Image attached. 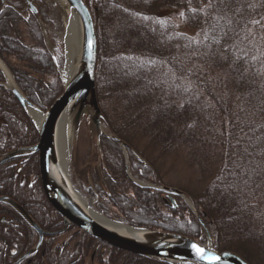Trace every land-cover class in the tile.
Instances as JSON below:
<instances>
[{"label": "rangeland", "instance_id": "obj_1", "mask_svg": "<svg viewBox=\"0 0 264 264\" xmlns=\"http://www.w3.org/2000/svg\"><path fill=\"white\" fill-rule=\"evenodd\" d=\"M41 1L49 24L43 26V30L37 29L58 75L62 92L66 67L65 17L55 1ZM117 2L119 8L131 10L132 0ZM260 2L262 0H144L134 13L137 21L131 19L130 23V18L123 16L120 22H115L106 15H99L95 24L98 30L97 50L104 57L98 63L94 82L99 109L105 121L102 119L101 122L103 133L107 134L113 128L129 143L132 152H141L142 159L153 168L157 184L190 195L201 192L208 185L203 180L207 171L219 161L220 148L214 139L226 126L224 119L227 114L245 112L239 123L233 124L238 129L262 126L264 121L260 123L259 116H256L260 113L259 108L246 105L249 102L243 99L238 84L246 66L245 60L264 58V15L259 27H249L243 32L245 34L238 31L235 23L241 8L254 11ZM10 24L9 30L18 29L22 41H30L23 23ZM112 61L118 62L116 65L119 67L113 69ZM107 63L109 66L106 68ZM257 69L264 71L262 67ZM114 70L121 71L123 80H126L118 93L111 91L117 79ZM3 84L0 83L1 88ZM261 111H264V105ZM172 115L176 119L173 124L170 120ZM181 118L188 119V124H184ZM87 124L83 119L76 138L70 144L66 166L71 186L85 200V206L112 221L130 225L132 218L120 216L121 211L129 208L124 204V198L113 203L104 194L100 198L83 191V186L88 187L92 183L90 177L85 178L87 171L91 172L101 159L104 164L106 157L101 143L100 153L93 146L87 134ZM147 129L152 133L165 131L159 133L164 141L154 146L151 134L144 133ZM182 130H186L189 136L195 132L196 139L200 138L201 142L187 141L186 135L181 137ZM101 139L109 140L104 136ZM127 155L130 158L131 155ZM256 165L258 170H264V161ZM124 166L123 163V171ZM132 169L129 165L131 177L142 182L143 179ZM33 179L29 177L27 180L29 186ZM255 189L261 188L256 186ZM251 192L248 191L244 199L256 203L248 207L254 218L252 222L256 223L258 217L264 225V195L259 193L257 198ZM128 193L130 195L126 197L134 196L132 190ZM191 204L194 207L193 201ZM32 240L33 246L35 240ZM67 251L73 253V245L69 244Z\"/></svg>", "mask_w": 264, "mask_h": 264}, {"label": "trees", "instance_id": "obj_2", "mask_svg": "<svg viewBox=\"0 0 264 264\" xmlns=\"http://www.w3.org/2000/svg\"><path fill=\"white\" fill-rule=\"evenodd\" d=\"M121 1L127 2V0ZM143 1L132 0L131 10L126 7L124 9L119 8V5H116L119 4L117 0H85V3L91 11L92 20L97 25L100 14L106 15L107 18L111 19L110 21L115 22H120L123 16L124 18L126 16V18H130L131 23V19H136L134 13L139 10L140 3H143ZM125 8L128 9L126 12ZM245 8H241L235 18L238 31L242 34H245L243 32L249 27H259L264 15V0L259 3V7L255 8L254 11L248 12ZM17 21L24 22L15 15L9 17L6 10L0 14V57L15 75L17 85L29 102L39 109L45 110L61 92V83L37 27L34 24L27 25L30 36L28 37L31 39L30 41L26 39L22 41L18 29L9 30L10 23H17ZM23 25L26 26V23H23ZM102 57L104 55L99 50L95 71L98 70V63L102 60ZM263 60L262 57L254 61L245 60L244 64L246 66L243 68L238 84L244 95H242L243 99L249 102L246 105L252 107L254 105L259 108L260 113L256 116H259L260 123L264 121V111H261L264 105V81H262L264 71L256 70V68L262 67L264 70ZM116 64L118 62L112 61L111 67L113 69L119 67ZM105 66L107 68L108 63ZM114 71L113 74L117 79L111 91L118 93L122 90L123 83L126 80L125 78L123 80L121 71ZM1 82H3L2 76H0ZM243 114L245 112L241 111L227 114L224 119L226 126L217 134V139H214L215 144L220 148L219 161L216 165L213 164L212 170H208L203 179L208 183L207 187L199 193L186 195L193 201L194 207L209 233L215 251H230L248 264H264V225L258 217H256V223L253 224L252 220L254 218H252L248 207L254 206L256 203L248 198L244 199L248 191H252L251 194L257 195V198H259V193L264 195V191H261L264 188V170H258L259 166L256 165V163L261 164L264 161V122L262 126L255 127V129L250 127L238 129L234 127L233 124L239 123ZM174 115L170 116V120L172 119L171 124L176 121ZM0 120V156L5 152L17 149V147H28L37 143L38 136L31 121L24 114L16 98L1 87ZM182 121L184 124H188V119L185 118ZM103 122H105L104 119ZM109 130L129 146V143L115 129ZM150 131L151 129H147L144 133L151 134V143L154 146L164 141V137L161 138L159 133L165 131L161 130L159 133ZM182 132L181 137L186 135L187 141L198 140L201 142L200 138L196 139L195 132H193L194 136L193 134L191 136L187 135L186 130H182ZM167 142L170 143V140H167ZM100 143L106 156L104 157V164H106L114 181L110 182V186H113L112 192L121 193L124 204L129 207L127 210L121 211V217L132 218L135 221L132 220L134 223L131 221L132 224L130 225L136 227L180 235L204 243L205 238L201 228L182 201H180L176 211L159 207L160 203L154 194L151 195L147 190L143 191L136 188L126 180L123 173V158L118 146L105 139H101ZM136 153L144 158L141 152ZM36 161L35 155H32L1 164L0 197H7L21 206L43 230L57 231L61 228V219L44 198L39 186ZM129 163L133 168L132 171H135L140 178L149 183H158L153 178L154 171L148 162H146L148 166L143 167L141 163L130 156ZM18 170H20L19 174H17ZM29 177L34 178L30 186L27 184ZM256 186L261 189L256 190ZM131 190L134 196L132 198L126 197L130 195L128 192ZM113 196H115V203L118 202V195L113 194ZM142 201L144 204H141ZM2 216L6 217V222L10 225H16L12 230L14 233H12L7 228L9 224L0 221V264H12L14 260L32 246L33 233L14 211L0 204V217ZM84 237L88 242L86 245L83 244L84 246L78 247L83 253L90 249L89 243H93L89 242V240H92L91 238L86 237V235ZM5 241L7 242L6 245L4 244ZM110 251L111 254L106 256V259L110 261H127L130 264H160L115 249H110ZM45 258L47 260L51 259L48 254ZM31 260L42 259L38 254L35 257L33 256Z\"/></svg>", "mask_w": 264, "mask_h": 264}, {"label": "water", "instance_id": "obj_3", "mask_svg": "<svg viewBox=\"0 0 264 264\" xmlns=\"http://www.w3.org/2000/svg\"><path fill=\"white\" fill-rule=\"evenodd\" d=\"M63 11L65 27L68 20L74 15L78 27L81 48L78 60L70 78L65 82L60 95L43 111L29 102L16 84L13 75L4 62L0 59V76L4 84L1 85L6 91L10 92L19 103L24 114L29 118L34 127L38 141L32 146L20 147L5 152L0 156V165L21 157L37 156V167L40 185L48 204L59 215L62 220V230L58 233L47 234L43 232L31 217L17 203L7 197H0V204L6 205L13 210L21 220H23L37 235V242L27 253L15 260L13 264H20L23 260L29 259L36 254L42 245L45 235H55L63 232L68 227L73 226L91 239L104 244L112 249L126 252L128 254L156 261L161 264H247L238 255L229 252H217L213 249L209 234L200 221V216L185 195L174 189L146 184L141 181L133 180L128 173L127 146L111 132L103 133L102 114L100 112L94 80L95 64L97 59V34L92 15L84 3V0H53ZM26 8L34 17L39 28L43 30L36 8L27 0H23ZM1 8L6 7L4 0H0ZM38 115L35 121L30 112ZM63 118H66L65 128L66 147L68 155L71 142L76 136L80 123L83 119L87 121L89 138L100 153V138L102 136L113 141L122 150L125 160V176L135 186L165 192L172 202L173 196H177L188 206L189 210L196 218L202 229L206 243L201 244L187 237L145 230L124 225L123 227L113 228L112 226L98 222L92 217L90 209L81 201L79 194L71 186L67 169L64 170L59 156V129ZM76 138V137H75ZM137 161L143 160L131 152ZM108 220V219H107ZM111 221V220H108ZM114 223H118L112 221ZM120 226V225H119ZM193 244L204 250L203 258L193 248Z\"/></svg>", "mask_w": 264, "mask_h": 264}, {"label": "flooded vegetation", "instance_id": "obj_4", "mask_svg": "<svg viewBox=\"0 0 264 264\" xmlns=\"http://www.w3.org/2000/svg\"><path fill=\"white\" fill-rule=\"evenodd\" d=\"M22 1L23 0H4L7 7L4 8L3 11L6 10L8 12L9 17L15 15V17H19L20 19H22L24 21L23 23H26V28H27V25L31 26L32 24H34L36 27H38V24L35 21L34 17L29 12V10L26 8V4ZM27 1L35 6L36 12L39 16V19L41 22H43V26H48L49 22H48L47 17H46V12H44L45 11L44 2L41 0H27ZM0 7H1V3H0ZM3 11H2V13H3ZM13 20H16V19H13ZM102 163L103 162L101 159V161L99 160V163H96V165H94L91 172L87 171V173L85 174V178L90 177L92 179V183L90 184V186L87 184L88 187L86 185L83 186L84 190L83 189L82 190L85 191V193H92L93 195L100 196V198H101V196H103L102 194H104V195H106L107 199L110 202L114 203L115 202V196H113V194L118 195L117 199H121L123 197H121V193H119V192H116V191L112 192L113 186H110V182L111 181L114 182V181L112 180L111 174L109 173L106 165L102 164ZM143 167H147V166H143ZM17 172L19 173L20 170H18ZM145 182H147V181H145ZM154 185H161V184H154ZM161 186L164 187V185H161ZM141 190H143V189H141ZM144 190L149 191L148 193H150L151 195H153V194L155 195V197L159 200V203H160L159 207L163 206L167 210H175L176 211V209L179 206V203H180L179 200L180 199L178 197L174 196L173 197L174 200L171 202L170 199L165 195L164 192H158V191L149 190V189H144ZM6 220L7 219L5 216L0 217V221L2 223L4 222L6 224H9V226L7 228L10 229V231L12 232V230L16 227V225H10V223L6 222ZM37 226H38V224H37ZM40 229L47 234L58 233L62 230V221H61V228L58 229L57 231H46V230H43L42 228H40ZM31 231L33 233V239L35 240V243L33 244V246H34L37 242V240H36L37 235L32 229H31ZM12 233H14V232H12ZM84 236H85V234L80 232L75 227H68L66 230H64L63 232H61L59 234L45 235L43 238L42 245L38 249V252L34 255V257H35L36 255L39 254V256L41 257L42 260H36V261L33 260L32 261L30 258L27 260H23L20 264H127V263L130 264L127 261H117L116 262V261L107 260L106 256H109L111 254L110 249H112V248L105 246L104 244L99 243L93 239H92L93 241L89 240V242H93V243H89L90 249L87 248L88 250H86L83 253L82 251H80V249L78 247L84 246L88 242V240H86V238ZM6 243L7 242L5 241L4 244L6 245ZM69 244L73 245V248H74L73 253H70L67 251V246ZM33 246H31L28 250L33 248ZM11 249H13V248H11ZM11 252H12V250H11ZM47 254L50 255L51 259L47 260L45 258ZM20 257H18V258H20ZM14 262H15V260L13 261V263ZM142 264H144V263H142ZM146 264H150V263H146Z\"/></svg>", "mask_w": 264, "mask_h": 264}, {"label": "bare ground", "instance_id": "obj_5", "mask_svg": "<svg viewBox=\"0 0 264 264\" xmlns=\"http://www.w3.org/2000/svg\"><path fill=\"white\" fill-rule=\"evenodd\" d=\"M66 29H67L65 30L66 36H65V41H64L65 47H66V51H65L66 52V61H65L66 67H65V71L63 72L65 75V78H64L65 82L71 76V73L75 67V61L78 60L79 51L81 48V41H80L81 39H80L79 31H77L78 27H77L74 15H72L70 19L68 20V26ZM30 114H31L30 116H32L35 121H38V115H36L32 111L30 112ZM59 125H60L59 134H58L59 135V156L61 159L62 166L64 167V170L66 171L67 169L66 165H68V151L66 147V136L64 135L65 128L67 125L66 118H63L61 124ZM83 200L81 199V201ZM89 209H90L92 217H94V219L97 220L98 222L112 226L113 228L114 227L119 228V227L124 226L121 223H114L112 221H108L105 217L101 216L96 211L92 210L91 208Z\"/></svg>", "mask_w": 264, "mask_h": 264}, {"label": "snow or ice", "instance_id": "obj_6", "mask_svg": "<svg viewBox=\"0 0 264 264\" xmlns=\"http://www.w3.org/2000/svg\"><path fill=\"white\" fill-rule=\"evenodd\" d=\"M193 248L195 249V251L200 254L201 258H203L204 255V250L198 246H196L195 244H193Z\"/></svg>", "mask_w": 264, "mask_h": 264}]
</instances>
